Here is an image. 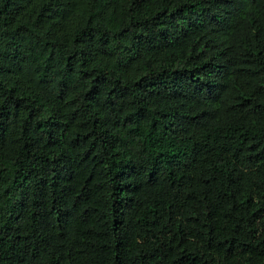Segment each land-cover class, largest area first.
Wrapping results in <instances>:
<instances>
[{"label": "trees", "instance_id": "trees-1", "mask_svg": "<svg viewBox=\"0 0 264 264\" xmlns=\"http://www.w3.org/2000/svg\"><path fill=\"white\" fill-rule=\"evenodd\" d=\"M0 264H264V0H0Z\"/></svg>", "mask_w": 264, "mask_h": 264}]
</instances>
